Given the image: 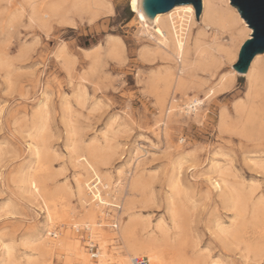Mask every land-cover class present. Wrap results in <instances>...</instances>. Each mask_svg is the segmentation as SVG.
I'll use <instances>...</instances> for the list:
<instances>
[{"label": "rangeland", "instance_id": "374dc122", "mask_svg": "<svg viewBox=\"0 0 264 264\" xmlns=\"http://www.w3.org/2000/svg\"><path fill=\"white\" fill-rule=\"evenodd\" d=\"M136 1L108 0L114 15H102L92 24L82 21L75 29L53 22L43 30L27 24L31 11L26 0L0 2V63L6 65L0 67V264H50L40 247L47 237H54L48 235L45 227L42 192L57 194L64 205L82 213L75 179L84 176V172L69 149L74 144L86 147L94 142L107 146L104 158L108 165L101 166L100 170L113 182L125 183L129 176L138 175L147 185L143 197L145 204L138 203L131 215L133 221L147 227L146 231L155 230L157 225L164 223L171 236L180 232L186 254L197 255L204 264H264V254L255 256L244 249V244L219 234L216 223L230 229L239 225V221H236L235 211L222 204L221 194L207 182L209 174L215 177L211 173L215 166L228 172L230 178L227 179L234 186L244 188L246 193L250 192V186L258 185L253 201H257L259 195L264 196V176L255 165L264 160V137L247 142L246 137L223 134L217 128L221 109L225 108L233 116L232 104L242 99L246 79L237 78L228 92L209 98L197 111V120L171 116L164 140L159 134L161 123H157L161 120L158 105L149 94L145 81L152 71L162 69L166 62L156 59L149 63L139 55L143 46L150 43L139 36ZM20 7L25 9V15L8 24V17L19 14ZM196 22L198 27L191 32L193 38L201 33L200 29L203 32L200 16ZM156 28L154 25L153 29ZM107 36H115L124 45L123 61L101 54L94 66L96 72L93 70L88 77L86 73L92 58H85L83 50L103 43ZM208 37L210 39V35ZM61 44L75 64L69 76L54 57ZM22 47L29 50L25 57L21 54ZM229 71L231 67L226 62L213 71L211 77L197 72L195 78L187 81L192 88L189 95L203 99L197 85L213 86ZM79 84L86 90L87 103L78 106L72 101L70 112L64 111L59 97L62 94L70 96ZM45 89L50 96L46 130L50 150L45 162L48 169L41 174L35 171V166L26 170L30 156L26 133ZM176 97L179 103L184 102L180 96ZM67 122L72 127L71 133ZM105 136L107 143L103 140ZM135 155L145 157H141V165L136 171L132 164ZM183 156H187L186 162L177 168L176 163ZM29 176L35 178V183L23 182L29 181ZM173 178L178 180L186 195L185 211L180 220L182 227L178 231L172 227L166 205L169 192L166 185ZM22 188H25L24 192ZM246 226L248 233H252V224ZM103 230L107 235L114 234L108 227ZM86 239L85 231L80 230L79 242L87 248ZM4 247L10 251L7 256ZM57 259L59 261L55 263ZM51 260L54 264H63L62 257L53 256Z\"/></svg>", "mask_w": 264, "mask_h": 264}, {"label": "bare ground", "instance_id": "6f19581e", "mask_svg": "<svg viewBox=\"0 0 264 264\" xmlns=\"http://www.w3.org/2000/svg\"><path fill=\"white\" fill-rule=\"evenodd\" d=\"M26 1L28 10L31 11L27 16V24L37 26V29L47 28L53 22L75 29L77 23L82 21L92 24L102 15H113V9H111L108 0ZM229 3V0H201L200 20L203 32L200 29L201 33H197L193 38L191 32L198 23L194 7L191 4L174 6L166 13L156 14L152 20H148L141 8V0L136 1L139 36L150 43V45L143 46L139 55L149 63L156 59L166 62L162 69L152 71L145 81L149 94L154 96L158 105L161 120L157 123H161L159 134L163 136L164 140L167 139V121L171 116L187 119L193 117L194 120H197V111L202 108V105H205L209 98L228 92L237 78L241 77L246 79L243 97L232 104L233 116L225 108L221 109L217 128L223 134L227 132L246 137L247 142L264 137V53L253 58L245 73L238 74L231 67L238 62L240 48L245 40L250 39L252 30L248 28L247 23ZM187 9L192 11H186ZM19 12V14H12L8 17V21L6 20L8 24H13L25 15L24 8L20 7ZM154 25L157 26L156 29H153ZM209 35L210 39H208ZM124 48L122 42L115 36H107L103 43H96L94 47L84 49L83 56L92 58H90L92 65L90 64L88 67L87 76L96 70L94 66L101 54L122 62ZM27 50L22 47V57L26 56ZM54 57L60 65H63L62 67L69 76L68 74L74 69L73 65L75 64H73L71 56L67 55L65 46L61 44ZM226 62H229L231 71L221 75L213 86L205 87V84L199 81L200 84L197 85V88L200 93H203V99L189 95L192 88L187 85V81L190 78H195L197 72L207 73L211 77L213 71L220 69ZM2 66L6 65L0 63V67ZM81 74L85 73L81 72ZM85 78L81 75L82 80L86 81ZM176 95L183 98L184 102L179 103ZM49 97L46 89L43 90L40 102L32 114V123L30 122L31 125L26 133V137L29 138L27 145L30 155L26 170L29 171L28 169L35 166V171L41 174L48 169L45 162L50 150L46 137L49 121L47 117ZM59 98L64 111L70 110L72 101L78 106L84 105L88 101L86 90L82 84H79L70 96L62 94ZM67 121L69 120L67 119ZM67 125L71 133L72 127L69 122ZM103 140L107 143V136ZM106 147V145L101 146L94 142L86 147L74 144L71 150L69 149L77 166L84 172V176L75 179V190L83 210L82 213L78 214L68 207V204L64 205L62 198L57 194L42 192V208L46 212L45 227L48 235L54 236L51 239L47 237L45 243L40 246L43 253L48 256L49 263L54 264L51 259L56 256L62 257L63 264H137L138 261H142V264H204V261L202 262L197 255L190 254L188 256L186 254L184 242L179 238L180 232L171 236L170 230L164 223H160L155 230L148 232L146 231L147 227H142L141 224L131 219L132 212L137 208L136 205L138 203L145 204L143 197L147 185L138 175L129 176L125 183H121V181L113 182L108 174L103 173L100 167L108 165L104 158ZM141 157L145 158L142 155H135L134 163H132L134 171L141 165ZM186 157H180L176 163L177 168L186 162ZM255 165L260 171L259 174L264 176V160L262 159ZM211 173L215 174V177H211L209 174L207 182L213 190L221 194L222 204L230 206L235 211L238 219L236 221H239V225L230 229H224L220 223H216L215 228L227 240L244 244L245 248L243 246L242 248L249 253L255 256L263 255L264 196L259 197V195V199L253 201L258 185L250 186V192L246 193L244 188L234 186L227 179V177L230 178L228 172L214 166ZM19 178H21L20 175ZM34 179H30L29 176V181L23 182L28 184L33 181L35 183ZM168 181L166 186L169 192L166 195V205L170 210L172 227L178 231L182 225L180 220L182 211H185L186 195L176 178ZM18 184L20 183L18 182ZM29 187L31 189V186ZM24 189L22 188L23 192ZM125 216L127 219L124 218ZM248 223L252 224V233H248L245 228ZM104 227L111 229L110 231L114 234H105ZM80 230H84L86 233V244L96 247L94 258H92L89 249L83 247L79 242ZM113 236L117 238L115 239ZM181 237L183 238L182 235ZM7 249L5 248L6 256L10 254ZM58 261L59 259L55 263Z\"/></svg>", "mask_w": 264, "mask_h": 264}, {"label": "water", "instance_id": "95a60500", "mask_svg": "<svg viewBox=\"0 0 264 264\" xmlns=\"http://www.w3.org/2000/svg\"><path fill=\"white\" fill-rule=\"evenodd\" d=\"M240 17L252 30L250 39L245 40L238 54V62L231 66L238 74L245 73L253 58L264 53V0H229ZM191 4L195 10V18L202 12L201 0H141V8L146 18L159 13H166L177 5Z\"/></svg>", "mask_w": 264, "mask_h": 264}, {"label": "built area", "instance_id": "2783aa9c", "mask_svg": "<svg viewBox=\"0 0 264 264\" xmlns=\"http://www.w3.org/2000/svg\"><path fill=\"white\" fill-rule=\"evenodd\" d=\"M87 249H89V252H90V254L92 255V258H94V253H95V250H96V247H91L90 245H88L87 246ZM142 261H138V263L137 264H142L141 263Z\"/></svg>", "mask_w": 264, "mask_h": 264}, {"label": "snow or ice", "instance_id": "6c2138e0", "mask_svg": "<svg viewBox=\"0 0 264 264\" xmlns=\"http://www.w3.org/2000/svg\"><path fill=\"white\" fill-rule=\"evenodd\" d=\"M186 11L191 12L192 10H191V9H187ZM113 15H114V13H113ZM141 19H143V17H141ZM33 187H34V188L36 187L35 184H33Z\"/></svg>", "mask_w": 264, "mask_h": 264}]
</instances>
